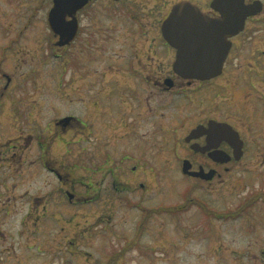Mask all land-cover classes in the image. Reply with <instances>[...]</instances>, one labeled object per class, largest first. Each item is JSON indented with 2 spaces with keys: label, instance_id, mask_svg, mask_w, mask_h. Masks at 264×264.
Segmentation results:
<instances>
[{
  "label": "flooded vegetation",
  "instance_id": "af4514ba",
  "mask_svg": "<svg viewBox=\"0 0 264 264\" xmlns=\"http://www.w3.org/2000/svg\"><path fill=\"white\" fill-rule=\"evenodd\" d=\"M94 1L96 0H89L77 12V35L68 47L81 42L80 17ZM104 1L107 5L98 11L101 16L105 15L112 21L119 20L120 26H112L110 30H114L115 38L119 40H131V53L120 57L121 59H106L105 67L99 72H87L84 67L85 83L89 90H99V94L104 93L107 87L114 88L118 98L123 99L119 104L126 106L132 118L126 119L120 117L119 113L114 115L110 112L109 119H105L85 109V118H80L83 111L77 113L73 110L66 115H53L44 119L45 113L58 110L42 103L47 95H43L42 86L40 88L37 81L40 73L38 69H41L38 60L29 62L27 59H18L16 67L23 71L17 74L6 72L10 70L11 63H7L6 55L0 56V264H46L40 263L39 258L50 257L51 261L57 262L61 256L67 257L61 263L47 264H74V257L77 256L83 257L85 264H92L93 254L88 250L90 238L96 234L92 232L95 220H87L79 226L74 221L75 216L67 218L58 214V205L61 203L74 208L82 204L92 205L98 200L108 181L115 193L128 191L130 185L133 192L141 194V198L130 203L129 207L140 210L144 221L136 229V241L126 248L121 245L116 250L108 246L105 248L104 244L109 240L108 231H99L96 235L102 237V247L104 246L105 251L109 249L111 254L107 253L110 258L106 262L98 259L94 264H132L131 260L121 263L124 260L123 254L128 252L143 256L146 263L140 264H155L157 251L154 244L142 246L138 241L143 234V227L155 212L151 207L142 208V201L150 197L156 185L153 184L156 171L151 167L150 159L117 151L120 154L116 161L111 151V154L105 152L100 156L99 164L89 155L82 162L85 177L80 181L82 176L77 175L76 171L81 163L76 157V149L92 140L101 145L105 143L108 147L109 142L116 145L112 141H122L135 131L139 138L148 143L153 142L158 133L163 141L169 140L168 143H171V155L179 162V173L199 186H212L214 182L221 184V176L242 166L250 153L248 143L251 144V149L257 150L254 158L263 160L264 51L257 59H235L231 53L241 45L243 35L248 32L255 34L259 29L263 31L264 46V0H246V3L260 1L262 9L257 15L249 17L243 31L230 39L231 49L220 74L207 80L177 75L173 70L176 51L162 36V25L172 6L183 0H176L172 4L171 0H138L132 4L129 1L133 0ZM188 1L209 17H218L217 12L210 8L212 0H202L203 8L198 4L200 0ZM160 4L171 5L163 14ZM95 22L98 20H93L89 26ZM153 33H157L156 37L152 36ZM135 39L143 40L145 44L140 47ZM82 40L86 44L87 40ZM158 49L163 51L162 56L157 55ZM29 63L35 65L26 74L24 71ZM22 84L26 86L24 90L21 89ZM55 84L58 85V92L59 79L55 80ZM27 89H30L27 91L30 98L24 104H17L14 97H25L26 92L23 91ZM49 91L53 95L57 94L55 89ZM163 96H172L184 104L186 109L194 107L195 112L188 115L187 111H183L180 123L169 128L164 123V114L157 116L156 101H162ZM170 105L172 106V102ZM141 126L147 127L142 135L139 133ZM81 140L84 142H80ZM104 149L107 148L103 146ZM108 163L109 168L105 167ZM126 163L130 166L125 168ZM80 170L82 169L78 171ZM127 172L131 179L125 176ZM77 188H82V193H77ZM261 198L263 194L259 193L230 210L219 211L208 205L206 200L190 195L182 198L176 205L166 206L165 215L188 214L194 209L211 219V230L214 224L237 222L257 203L263 204ZM99 222L105 230L107 226L104 216L99 217ZM43 223H48L51 230L56 232L49 233L45 240H41L43 234L39 235ZM59 234L64 235L61 240L63 245L57 242ZM193 237L200 238L207 247L205 250L182 255L194 258L196 262L178 259L180 254L177 255L173 248L159 254L163 262L237 264L235 260H238L233 259L234 251L227 253L221 249L220 252L219 247H215V242L219 239L218 232L210 231L206 235L188 233L184 238L192 240ZM259 253L264 264V245ZM220 256L223 262H220ZM229 258H232V262Z\"/></svg>",
  "mask_w": 264,
  "mask_h": 264
},
{
  "label": "rangeland",
  "instance_id": "374dc122",
  "mask_svg": "<svg viewBox=\"0 0 264 264\" xmlns=\"http://www.w3.org/2000/svg\"><path fill=\"white\" fill-rule=\"evenodd\" d=\"M134 1L136 3L138 0L129 2L132 4ZM174 1L176 0H171V4ZM51 2L52 0H0V56L6 55L7 63H11L10 70L6 72L11 71L19 74L23 71V69L16 67L19 64H16L18 59H27L29 62L33 59L38 60L41 69H38L40 73L37 81H39L40 88L42 86L43 95H47L42 103L52 105L54 106L53 109L57 108L58 110L45 113L44 119H49L53 115H66L73 110H76L77 113H79L78 111L84 112V114L80 113L81 116L78 114L80 118L86 117V110L95 112L100 118L105 119H109L110 112L114 115L119 113L120 117L122 116L126 119L132 118V114L126 106L119 104L123 99L118 98L114 88L107 87L104 93L99 94V90H89L85 83L86 74L83 72L84 67L87 72H99L105 67L106 59H121L120 57H126L131 53V40H119L115 38L114 30H110L112 26H120L119 20H117V24L116 20L112 21L105 15L101 16L102 14L98 11L99 8L105 7L107 2L96 0L88 10L82 13L80 17V25L82 27L81 42L65 48L54 46L56 38L53 37L47 25V13L51 7ZM198 4L203 8L202 0ZM166 6V4L165 6L160 4L163 14L166 13L169 7ZM149 7H152V5ZM93 20H98V22L89 26ZM156 34L153 33L152 36L156 37ZM262 35L263 31L260 29L255 34L248 32L243 35L241 45L233 49L231 56L235 59H257V57L262 56L264 51ZM84 38L87 40L86 44L82 40ZM135 41L139 43L140 47L145 44L143 40L135 39ZM7 46H10V48ZM102 46L103 48H101ZM158 51L157 55L162 56L163 51L161 49H158ZM98 53L100 55H97ZM88 57H91V59H87ZM79 63L81 66H79ZM34 65L35 63L27 64L24 72L26 74L30 73ZM34 70L37 71V69ZM58 79L59 91L57 92L56 88L58 85L55 84V80L58 81ZM27 80L30 81V78H27ZM95 86L98 85L95 83ZM25 87V85H21L22 90ZM54 89L57 92L56 95L51 94L49 91ZM29 90L23 91L26 92L25 97H14L17 104L27 102L26 100L30 98L27 93ZM161 100L156 101L157 116H160L161 113L164 114V123L169 128L176 127L180 123L183 111H187L188 115L195 112L194 107L186 109L184 104L172 96H163ZM171 102L172 106L170 105ZM93 104L97 105V107ZM162 107L166 109H161ZM122 130L124 131V129ZM146 130V126H141L139 133L142 135ZM156 130L159 131L157 127ZM159 133L163 134L162 132ZM168 141H163L161 135L156 133L153 142L146 143L138 137L135 131L133 135L129 134L122 141L119 139L112 141V143H117L116 145L109 142L108 147L105 143L101 145V143H96L92 140L88 144H83L79 147L80 149H76V157L79 158L78 161L81 163L78 170L82 169L80 171L77 170L76 173L82 176L80 181H83L85 172H83L82 162L89 155L99 164L101 163L100 156L105 152L111 154V151L116 161L120 154L116 153L117 151H124L132 156L137 154L140 157H145L146 160L147 158L150 159L151 167L156 171V175H153V184L156 185L151 191L150 197L142 201V208L151 207V209H155V212H153L154 216L143 227V234L138 241L142 246H146L149 243L154 244L157 251L155 264H166L159 254L164 253L169 248L175 249L174 252L177 255L180 254V256H177L178 259H185V261L190 263H192L191 261L196 262L194 258L183 256L182 254L205 250L207 245L200 238L193 237L192 240H188L189 238L186 240L184 237L188 233L190 235H206L210 231L219 233V239L216 240L215 247H219L220 252L221 249L227 251V253L234 251L233 259L236 258L238 260H235L237 264H262L259 249L264 245V203H257L247 213H244L237 222L214 224L211 230V219L203 212L200 213L192 209L188 214L166 216L163 211L166 206L176 205L182 201V198L184 199L190 195L194 198L206 200L208 205L219 211L230 210L242 201L248 200L259 193L263 194L264 197V156L263 160L254 158L257 150L255 148L251 149V144L248 143L250 153L242 166L237 167L227 175L221 176L219 179L222 182L221 184L214 182L212 186L206 184L199 186L179 173V162L171 155L170 148L172 145ZM261 141L262 139L260 143ZM80 142L84 141L81 140ZM103 146L107 149L103 150ZM82 149H86V151ZM108 164H105V167L109 168L110 164ZM129 166H127V163L124 165L125 168ZM125 176L130 178L131 175L127 172ZM110 184V181H108L107 185H105L106 187L100 192V197L92 205L82 204L74 208L63 206L60 203L58 205L59 211H57L58 214H63L67 218L75 216L74 221L79 223V226H82L87 220L91 219V222L95 220L96 223L92 232L97 234L99 231L107 230L109 240L104 246L105 248L108 246V248L111 247L116 250L120 248V245L125 248L130 247V244L136 241L137 238H135L134 234L144 220L141 218L140 210L129 207L130 203L136 202L137 199L141 198V194L138 191L133 192L130 185H128V191L124 190L115 193ZM82 190V188H77L76 192L82 193ZM100 216H104L106 221L107 228L105 230L100 225ZM49 233L56 234L53 229L51 230L48 223L41 224L39 233V235L43 234L41 235V240H45ZM96 234H93L90 238L91 245L89 246L90 250H88L93 254L92 264L98 259L100 262H106L111 254L109 249L105 251L104 246L102 247V237ZM63 236L59 234L58 243H61ZM185 241L186 243H184ZM44 247L46 246L44 245ZM185 248L188 250H185ZM66 257L61 256L57 262L61 263ZM123 258L124 260L121 263H128L127 260H131L132 264L146 263L143 260L145 258L143 256L139 257L137 253L132 255L131 252H128L123 254ZM228 260L232 262V258ZM70 261L73 262L72 259ZM223 261L220 256V262ZM39 262L46 264L57 263L56 261H51L50 257L39 258ZM181 262L177 261L173 264H182ZM73 263L85 264L86 260L77 256L74 257Z\"/></svg>",
  "mask_w": 264,
  "mask_h": 264
},
{
  "label": "water",
  "instance_id": "95a60500",
  "mask_svg": "<svg viewBox=\"0 0 264 264\" xmlns=\"http://www.w3.org/2000/svg\"><path fill=\"white\" fill-rule=\"evenodd\" d=\"M89 0H52L47 15L57 46L70 44L78 30L76 14ZM210 7L219 14L211 18L188 1L175 4L162 25L164 40L176 50L174 72L189 79L207 80L218 76L245 20L261 11V4L245 0H212Z\"/></svg>",
  "mask_w": 264,
  "mask_h": 264
}]
</instances>
